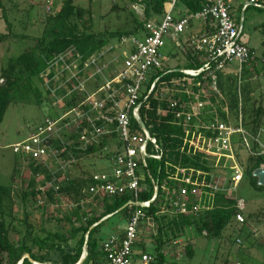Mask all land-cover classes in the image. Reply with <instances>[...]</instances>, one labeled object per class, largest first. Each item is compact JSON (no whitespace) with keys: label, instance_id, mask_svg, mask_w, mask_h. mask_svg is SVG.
<instances>
[{"label":"built area","instance_id":"1","mask_svg":"<svg viewBox=\"0 0 264 264\" xmlns=\"http://www.w3.org/2000/svg\"><path fill=\"white\" fill-rule=\"evenodd\" d=\"M177 2L167 0L162 14L153 19H146L143 6L132 7L144 23L143 36H124L118 41L127 49L119 69L109 68L112 61L104 62L112 54L107 45L87 54L72 46L46 61L38 78L56 114L11 146L22 170L37 162L49 171L48 177L40 174L35 178L34 204L40 207L51 204L54 217L79 212L87 218L94 202L102 212L104 197H130L126 227L100 244L107 264H133V248L141 228L154 224L146 214L151 204L155 216L179 220L212 210L216 196L224 194L235 200L238 211L235 219L244 224L245 203L234 196L244 177L246 162L241 153L247 158L264 160L259 132L255 136L245 128L241 114L230 119L218 85L220 74H232L227 71L232 62L239 64L237 74H240L241 66L255 61L250 46L240 40L241 27L235 22L234 12L243 13L251 7L264 10V0H204L199 10L191 13L178 11ZM194 21L200 22L198 30L185 34ZM167 42L176 51L172 59L194 64L195 57L201 56V65L166 68L168 57L161 51ZM169 72L179 75L164 78ZM150 100L157 104L156 115L162 117L163 125L180 130L181 142L178 163L167 160L165 166L172 169L166 171V176L154 179L148 175L150 180L146 181L142 174L147 167L145 159L158 160L171 149L159 143L158 137L150 132L152 124L146 126L147 120L142 119L151 108ZM218 107L225 119L220 118ZM90 147H100L96 153L105 159L108 171L91 172L92 184L81 189L78 201L70 200L58 191L60 183L66 180V172L76 162L71 151ZM183 160L188 162L183 164ZM50 189L55 192L53 202L47 201ZM150 191L149 200H139L140 195ZM235 243L241 245L242 240L236 238ZM138 261L152 264L154 259L145 253Z\"/></svg>","mask_w":264,"mask_h":264},{"label":"rangeland","instance_id":"2","mask_svg":"<svg viewBox=\"0 0 264 264\" xmlns=\"http://www.w3.org/2000/svg\"><path fill=\"white\" fill-rule=\"evenodd\" d=\"M64 0H0V37L3 35H15L14 37L0 38V85H5L6 77L10 76L19 79L12 87L10 97L11 101L0 122V186L11 187L14 192L12 195L11 215L15 218L18 230L24 231V227L19 221L24 219V214L28 215V223L32 226L33 232L39 236H44L47 231H66L70 223L66 221H54L55 209L48 204V211L44 214L42 208L32 203L31 200L21 202L17 196V191L22 188L23 183L27 181L28 169L22 166L18 156L12 153L11 146L27 138L31 132L47 117L55 116L56 112L50 105L49 96L38 76L26 78V62L15 64V60L22 53H28L35 45L34 38L42 36L53 26L46 22L47 17L60 9ZM242 2V0H240ZM75 7L82 9L85 13L80 20L77 19L74 10H69L65 15V21L73 27L74 32L81 33L85 27H89L93 33H116L121 31H130L134 27V22L139 17L134 13L132 7L139 6L131 0H72ZM236 5V4H234ZM233 6V4H232ZM140 7H142L140 5ZM182 9L179 4L177 10ZM234 18L240 24V40L247 43L254 51L255 61L241 66L244 72L250 71L249 75L243 76L237 74L240 66L237 62L228 65L227 71L232 74H220L230 76L233 84V93L238 96V111L230 114V119L234 120L241 114L243 121H249L254 117V111L259 105L261 107L260 119L262 124L259 130V140L264 145V33L260 25L264 22V10L248 8L245 12L235 11ZM11 25H6V20ZM140 21V20H139ZM200 22H193V29H187L185 34L195 33L199 28ZM140 32L137 37L141 38ZM112 48V54L104 58V62L112 61L109 68L119 69L122 65V55L126 47L120 45L116 37L109 35L101 36ZM161 54L168 57L165 63L166 68L178 66L185 68L186 63L183 59H172L176 54L170 42L166 43ZM117 57V60H113ZM17 61V60H16ZM253 63L256 73L252 71ZM10 70V71H9ZM107 70H105L106 72ZM236 73V74H235ZM240 77V79H239ZM248 85V96L250 106L247 115L241 111L242 94L246 96L245 86ZM250 131V130H249ZM244 162L247 160L246 154L241 153ZM76 163H78L77 166ZM19 165L20 172L14 177L15 167ZM82 171L102 172L108 171V164L101 158L99 153L93 156L80 159L75 162L66 172V176L78 177ZM40 175V174H38ZM45 176V175H44ZM38 179V176L35 177ZM38 181V180H37ZM36 182V180H35ZM37 185V182H36ZM234 196L243 199L245 203L244 216L252 215L245 225H239L235 221L223 231L220 238H207L197 233L193 228H186L179 238V242L190 244L194 250L193 258L185 256L182 252V246L177 249L166 250L168 261H176L179 264H264V189L257 190L250 182V178L244 175L238 185ZM93 207L98 210V203L94 202ZM92 208V209H93ZM90 215L93 211L89 210ZM8 220L7 217H5ZM75 221V220H74ZM76 223V222H75ZM126 227V221L122 213H115L109 218L104 219L99 228V239L104 240L111 236H116ZM239 229H241L239 231ZM156 226L145 224L140 230L138 239H144V250L153 254L154 243L151 241ZM10 238L16 241L19 235L11 233ZM242 240L241 245L235 243V239ZM179 245V244H178ZM139 246H134V254H139L142 250ZM176 253L179 259L176 260ZM62 254L58 252L51 253L46 258L47 264H60Z\"/></svg>","mask_w":264,"mask_h":264},{"label":"trees","instance_id":"3","mask_svg":"<svg viewBox=\"0 0 264 264\" xmlns=\"http://www.w3.org/2000/svg\"><path fill=\"white\" fill-rule=\"evenodd\" d=\"M132 2L144 7L146 19H153L159 17L163 12V4L167 0H131ZM204 0H178V4L182 8L181 12L186 10L187 13L195 12L200 9ZM74 10V13L78 20H80L85 13L82 9L73 6L72 0H64L60 9L47 17L46 22L53 24V26L47 32L46 30L42 36L34 38L35 45L33 49L27 53H22L15 60V64H21L22 61L26 62V78L28 82L29 78L38 76L39 73L45 67V62L50 60L54 55L62 53L67 49L74 46L78 51L87 54L97 49L102 48L107 42L101 37L102 35H109V37H116L119 41L124 36L138 35L143 28V22L137 20L134 22V27L130 31H121L116 33H93L89 27H85L81 33H76L73 27L65 21V15L68 11ZM6 20V19H5ZM237 24L238 21L235 20ZM8 28L11 25L6 20ZM240 25V24H239ZM260 28L264 33V22L261 23ZM15 37V35H3L0 38L5 39L7 37ZM264 44V41L263 43ZM252 50V49H251ZM252 52H254L252 50ZM194 64L188 63L185 68L199 67L203 57L196 58ZM256 59V58H255ZM251 68L256 73L254 66ZM248 66V65H247ZM250 66V65H249ZM248 66V67H249ZM10 71V70H9ZM249 70L244 72L241 70L242 77L249 75ZM179 73L169 72L165 73L164 78L177 77ZM228 76L219 75V89L224 96V100L228 106V110L231 113L238 111V96L233 93L234 81ZM5 85H0V122L3 119L4 113L11 101L10 93L12 87L18 82L19 79L6 77ZM246 96L242 94V106L241 111L247 115L248 108L250 106V98L248 96V85L245 86ZM73 102V99L70 100ZM224 105L222 103L221 107ZM150 110L146 111V123L152 124L151 133L158 137L160 144L164 148H171L169 153L161 156L160 159L146 158V168L142 169V174L145 176V180L149 181L148 175H151L154 179H162L166 176V171L172 169L165 166L167 160H171L174 164L178 163V148L180 146L181 132L178 129H170L169 126H164L162 117L156 115L157 104L150 100ZM217 108V112L221 119H225V115L221 109ZM254 117L247 121L245 119L244 126L249 129L253 135H257L262 119H260L261 107L260 105L253 110ZM100 147H90L84 151L72 149L73 157L76 162L80 159L93 156L98 152ZM19 160V159H18ZM187 160H183V164L187 163ZM76 163L75 166H77ZM264 166V160L260 157H248L244 167V175L250 178V182L257 190H263L264 186L257 185V179L252 176L253 171ZM27 181L23 183L22 188L17 191V196L21 202L31 200L32 203H36L37 191L35 177L38 174H43L46 177L49 176V171L39 165L37 162H31L28 165ZM20 172L19 165L15 167L14 177ZM90 172L82 171L78 177L67 176L65 181L60 183L59 194L64 195L70 200L78 201L80 199V191L82 188L91 185L89 179ZM58 176V174L56 175ZM16 178V177H15ZM13 188L0 186V264H47L46 258L51 253L62 254V260L60 264H78L83 255L84 259L80 264H107L105 255L100 251L101 239H99V228L102 226L104 219L109 218L115 213H122L126 219L130 211V197L123 195L121 197L101 199L102 212L97 214V210L94 208L93 215L86 217L85 213L74 212L72 215H64L62 217L55 216L54 221L62 222L66 221L70 223V227L66 231H47L44 236H39L33 232L32 226L28 223V215L24 214V219L18 223L24 227V231L21 232L17 228V224L14 223L15 218L11 215L12 207V195ZM54 191L50 189L47 192V201H54ZM151 191L140 195V201H146L151 198ZM44 214L48 211V205L41 206ZM155 207L151 204L150 208L146 209V214L151 216L156 226L154 235L151 237V241L154 243L153 254L147 253L144 246V239H137L135 246L142 248L139 254H133V264H139L138 258L141 254H150L154 261L152 264H179L176 261H168L166 250L168 248L177 249L180 245L183 247L182 252L190 259L194 256V250L190 244L176 243L181 237L186 228H193L197 233L202 235L206 232L204 237L207 238H220L223 231L235 221L239 224L235 216L237 210L235 208V200L230 197L220 194L216 196L215 206L212 210L198 216H187L177 219H167L165 216L157 217L154 214ZM8 220H6V218ZM252 215L245 216V223L239 225H245L249 219H252ZM106 218V219H107ZM75 220V221H74ZM76 222V223H75ZM241 229H239L240 231ZM16 233L19 238L16 241L11 240L10 234ZM175 243V244H174ZM179 246V247H178ZM27 256V257H25ZM227 264V261H224Z\"/></svg>","mask_w":264,"mask_h":264},{"label":"water","instance_id":"4","mask_svg":"<svg viewBox=\"0 0 264 264\" xmlns=\"http://www.w3.org/2000/svg\"><path fill=\"white\" fill-rule=\"evenodd\" d=\"M252 176L257 179V185L258 186H264V168H262V169H256L255 171H253ZM128 204H130V203H128ZM84 256L85 255H83L81 257V259H80V261H79L78 264H80L83 261ZM25 257H27V256H25Z\"/></svg>","mask_w":264,"mask_h":264},{"label":"crops","instance_id":"5","mask_svg":"<svg viewBox=\"0 0 264 264\" xmlns=\"http://www.w3.org/2000/svg\"><path fill=\"white\" fill-rule=\"evenodd\" d=\"M192 29H193V27H192Z\"/></svg>","mask_w":264,"mask_h":264}]
</instances>
